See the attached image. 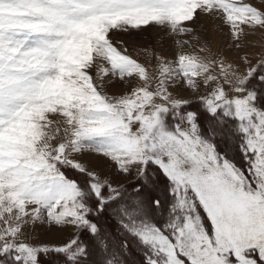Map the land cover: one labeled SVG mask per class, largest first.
<instances>
[{
	"label": "snow or ice",
	"instance_id": "obj_1",
	"mask_svg": "<svg viewBox=\"0 0 264 264\" xmlns=\"http://www.w3.org/2000/svg\"><path fill=\"white\" fill-rule=\"evenodd\" d=\"M0 264H264V0H0Z\"/></svg>",
	"mask_w": 264,
	"mask_h": 264
},
{
	"label": "rangeland",
	"instance_id": "obj_2",
	"mask_svg": "<svg viewBox=\"0 0 264 264\" xmlns=\"http://www.w3.org/2000/svg\"><path fill=\"white\" fill-rule=\"evenodd\" d=\"M125 39H135L136 41H140L141 40V37H134V38H127V37H125ZM217 142L218 143H221V138L219 136L217 137ZM100 223H101L102 226H104L105 223H106V221L104 219H102ZM42 235H44V236L47 235V236H45V238L43 237V239L46 240V241H48V242H51V243H60V242H63L67 238L66 235H65L63 238H55V239L49 241L48 240V238L50 237L49 234L42 233Z\"/></svg>",
	"mask_w": 264,
	"mask_h": 264
},
{
	"label": "bare ground",
	"instance_id": "obj_3",
	"mask_svg": "<svg viewBox=\"0 0 264 264\" xmlns=\"http://www.w3.org/2000/svg\"><path fill=\"white\" fill-rule=\"evenodd\" d=\"M49 234V238H48V240L49 241H51V240H53V239H55V238H63L65 235H62V234H60V233H55V232H53V233H48ZM41 236H42V238L44 237L45 238V236H47V235H42V233H41ZM47 238V237H46Z\"/></svg>",
	"mask_w": 264,
	"mask_h": 264
}]
</instances>
